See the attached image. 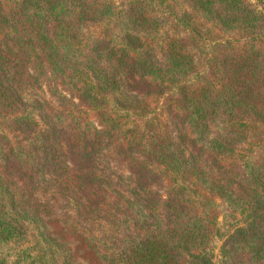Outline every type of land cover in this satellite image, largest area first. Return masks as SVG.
<instances>
[{
  "label": "trees",
  "instance_id": "obj_1",
  "mask_svg": "<svg viewBox=\"0 0 264 264\" xmlns=\"http://www.w3.org/2000/svg\"><path fill=\"white\" fill-rule=\"evenodd\" d=\"M117 2L0 0V264H264V156L242 155L264 145V11ZM48 74L77 101L41 95ZM104 152L134 176L127 196Z\"/></svg>",
  "mask_w": 264,
  "mask_h": 264
},
{
  "label": "rangeland",
  "instance_id": "obj_2",
  "mask_svg": "<svg viewBox=\"0 0 264 264\" xmlns=\"http://www.w3.org/2000/svg\"><path fill=\"white\" fill-rule=\"evenodd\" d=\"M128 0H118V4H122L123 2ZM252 4L259 10L264 11V0H251ZM162 13H164L166 16H171L172 19L175 20V15H173L174 12H176L175 7H159ZM229 39V38H227ZM48 80L43 85V95L46 99H49L53 101L51 98V91L53 88L59 89L61 92H63L65 95H67L69 98L74 99L77 101V99L72 96L70 90L65 88L59 80L54 79L53 76L48 74ZM130 93L135 94V92L131 91L129 88L127 89ZM166 98L165 97H158L153 96L150 99H148L152 103V107L157 110V118H162L168 122L172 121L171 114L169 113L166 105ZM93 122H96L93 119ZM97 123V122H96ZM98 124V123H97ZM243 159H252V160H260L264 156V145L254 144L251 148H248L246 151L242 152ZM99 166L98 169L100 170V174L102 171L105 172L104 178H109L110 183L114 185L115 190L121 192L123 195H126L127 188L132 184L134 180V176L129 172L127 166L125 164H122L118 160H115L114 158H110L107 152H104L98 157ZM161 189V190H160ZM155 191H159L160 194L164 192L163 188L157 187L154 188ZM40 195V193H39ZM41 199H43V202L47 203L50 210L55 216L63 217L68 216L71 218V220L78 225L79 227L93 233L98 238L105 239L106 234L103 232L102 227L98 226H92L90 224H87L82 220L75 212H73L68 205L67 201L63 197H59L55 195L54 193H51L48 197H43L40 195ZM219 221L222 223L223 217L219 218ZM225 240L218 241L216 243V249L214 254V262L217 263L220 260V250L224 245Z\"/></svg>",
  "mask_w": 264,
  "mask_h": 264
}]
</instances>
